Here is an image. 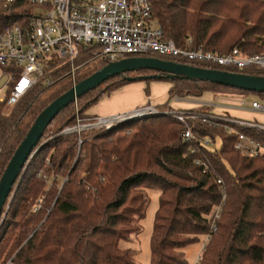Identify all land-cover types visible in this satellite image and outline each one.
Here are the masks:
<instances>
[{"label":"trees","instance_id":"1","mask_svg":"<svg viewBox=\"0 0 264 264\" xmlns=\"http://www.w3.org/2000/svg\"><path fill=\"white\" fill-rule=\"evenodd\" d=\"M5 1L0 0V31L21 24L35 10L29 0L8 6ZM152 3L153 19L164 28L165 39L179 46L186 47L191 38L192 46L203 45L218 53L235 46L248 48L249 53L264 51V0ZM100 49L99 45L82 46L75 64L77 83L109 63L105 57L95 58ZM150 56L216 68L178 56ZM97 60L92 67L91 62ZM70 68L68 60L53 57L46 66L52 85L40 80L11 107L0 101V178L39 113L73 86ZM226 70L264 75V70L255 68ZM137 80L147 85L167 81L169 99L200 97L205 90L214 96L254 93L264 98L263 92L189 77L171 79L151 69L114 76L83 94L45 129L38 151L4 205L0 264H137L131 249L122 248L121 241L130 240L141 229L139 221L147 212L146 187L162 191L151 235V264H186L182 249L208 233L211 238L198 264H264V158L244 156L236 149L238 133L190 120L196 134L210 135L213 143L221 139L220 148L203 146L199 140H184V125L164 112L130 119L111 129L85 131L80 148L78 134L61 133L76 122L77 114L91 115L90 108L104 95ZM234 126L264 142V130ZM197 159L208 160L215 173H204ZM155 167L160 174L152 170ZM38 171L46 177L37 176ZM52 176L56 178L51 182ZM220 177L223 185L217 183ZM222 187L226 189L225 205L216 221L217 230L212 232Z\"/></svg>","mask_w":264,"mask_h":264},{"label":"built area","instance_id":"2","mask_svg":"<svg viewBox=\"0 0 264 264\" xmlns=\"http://www.w3.org/2000/svg\"><path fill=\"white\" fill-rule=\"evenodd\" d=\"M15 1L6 0L5 6ZM29 1L35 5V8H39L40 12L33 11L21 24L7 26L0 31V93L4 94L0 101L7 107L21 101L40 80L49 85L53 84L54 80L46 75V66L53 57L70 62L71 68L68 73L72 76L73 86L77 84L75 64L83 45H99L101 49L95 58L105 57L109 63L127 56L142 57L158 54L188 58L200 63L206 62L218 69L221 67L226 70V68L235 67L240 70L247 68L264 70V51L249 53L235 46L229 52L218 53L205 49L203 45L192 46L191 38L188 39L186 47L179 46L172 39H165L164 28L158 23L156 26L153 25L156 21L153 19L152 0ZM188 96H173V103H169V109L165 110L159 109V105L150 102L127 112L112 115L81 117L77 114L76 122L65 127L61 133L78 134L80 148L83 141L82 133L85 131L111 129L130 119L164 112L175 116L184 125L183 138L186 141L199 140L203 146L213 142L210 135L196 134L190 127V120L208 123L215 127L223 126L229 133L239 134L234 144L244 156L264 158V142L239 132L234 126L236 124L244 128L264 130V123L232 117L220 111L221 109H240L263 113L264 98L249 100L242 96L226 95L233 98L226 97L230 103L224 102V104L217 99H201L192 96L199 98L197 101ZM191 151L195 152V149ZM197 164H203L204 173L211 175L215 173L208 160L197 159ZM47 165L51 166L49 159H47ZM41 175L46 177L42 171L37 176ZM217 183L223 185L224 181L220 177ZM225 198L226 189H223L221 203L216 207L212 217V232L217 230L216 221L223 211ZM210 238L211 235L208 233L205 246ZM200 258L201 256L195 264L199 263Z\"/></svg>","mask_w":264,"mask_h":264},{"label":"water","instance_id":"3","mask_svg":"<svg viewBox=\"0 0 264 264\" xmlns=\"http://www.w3.org/2000/svg\"><path fill=\"white\" fill-rule=\"evenodd\" d=\"M151 69L167 73V77H189L199 81H209L229 87L243 89L245 91L264 93V75L245 74L235 71L212 69L199 67L192 64H183L177 61H170L160 57L152 56H127L117 61H112L98 69L92 75L84 78L79 83L72 86L66 93L55 98L45 109L36 117L25 139L16 149L15 154L7 164V168L0 178V228L7 212H4V205L9 199V195L25 173L29 161L38 151V144L44 136L45 129L53 122L54 117L71 102L76 101L83 94L94 90L105 81L117 75L127 74V72ZM159 77H161L159 75ZM129 80H135L133 76H127ZM35 149V150H34ZM37 150V151H36Z\"/></svg>","mask_w":264,"mask_h":264},{"label":"rangeland","instance_id":"4","mask_svg":"<svg viewBox=\"0 0 264 264\" xmlns=\"http://www.w3.org/2000/svg\"><path fill=\"white\" fill-rule=\"evenodd\" d=\"M35 13L40 12L39 8H35ZM154 26L157 25V21L153 23ZM241 48H243L242 46H239ZM245 48V47H244ZM243 48V49H244ZM246 51H248V48H246ZM97 62H99L98 60L95 62H91V66H95V64H97ZM184 64V63H183ZM86 69V68H85ZM136 74V73H135ZM134 83L136 82H143L142 81H133ZM165 84L167 83V81L164 80H157V81H153L150 82V93L152 94L153 92H155L154 87L151 86L152 84ZM145 84L147 85V83L145 82ZM149 92L146 93L150 94ZM4 94L0 93V98L3 97ZM225 96V97H224ZM192 99H195L197 101H199V98H195L192 96H188ZM233 98V97H228L226 95H218V96H214L213 92H207L205 90V92L203 93L202 96H200L201 99H205V98H209V99H217L220 101V103H230L228 102L229 99L227 98ZM238 97V96H237ZM246 98L251 100V99H256L257 95H255L254 93H248V95H246ZM257 99H261L263 100V98H257ZM174 100V99H173ZM172 99L167 98V101L171 104L173 103ZM225 104V103H224ZM182 105V104H181ZM179 105V106H181ZM161 110H165V109H169V106L167 107H161L159 105L158 107ZM93 109L90 108V112ZM220 111H223L225 113H228V115L230 116H236L240 119H245V120H252V121H257V122H262L264 123V112H256V111H252V110H240V109H221ZM207 145H210L211 147H217L220 148L221 147V139L219 138L215 143H207ZM152 170L157 171L159 174L160 172L158 171V169L155 167ZM41 172V171H40ZM39 171L37 172L38 175ZM54 178H56L55 176L50 179V181L52 182L54 180ZM144 192L146 193V195L148 196V203H147V212L146 215L143 219H141L139 221V224L141 226V229L138 233H133L131 236L130 240H123L121 241V247L122 248H130L131 251L133 252L134 255V259L135 262L137 264H151V239H152V232H153V228H154V223H155V216L157 214V211L159 209V201H160V197H161V192L158 188L155 187H146L144 188ZM32 209H34V204L31 205ZM205 242H206V236L202 235L200 237L199 241L193 242L192 244L186 246L185 248H183V253H184V257L186 260V264H195V262L198 260V258L201 256L202 252H203V247L205 246Z\"/></svg>","mask_w":264,"mask_h":264},{"label":"crops","instance_id":"5","mask_svg":"<svg viewBox=\"0 0 264 264\" xmlns=\"http://www.w3.org/2000/svg\"><path fill=\"white\" fill-rule=\"evenodd\" d=\"M151 86H153L155 90L152 94L150 93V85H146L145 81L136 83L130 82L100 98L89 113L91 115H112L118 112H127L145 103L151 102L154 105L167 103L169 89L171 87L170 84L158 83L152 84ZM147 92L150 94L146 96Z\"/></svg>","mask_w":264,"mask_h":264}]
</instances>
